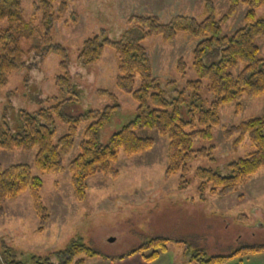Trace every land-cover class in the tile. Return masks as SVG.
I'll return each mask as SVG.
<instances>
[{
	"label": "rangeland",
	"instance_id": "obj_1",
	"mask_svg": "<svg viewBox=\"0 0 264 264\" xmlns=\"http://www.w3.org/2000/svg\"><path fill=\"white\" fill-rule=\"evenodd\" d=\"M37 1H21L25 20L33 14V3ZM205 3L206 0H53L54 45L62 46L67 53L75 94L55 85V78L62 71L60 58L53 50L45 57L30 54L26 67L8 75L5 86L0 88V125L5 123L14 132L20 126V110L32 113L74 95L82 111L101 109L112 104L107 95L100 94L105 91L114 95L119 105L109 123L98 131L99 143L106 144L113 133L134 118L137 103L116 85L117 57L113 48L105 46L99 60L91 66L76 61L83 41L95 35L102 39L101 33L111 41L118 40L132 15H155L162 23L177 15L201 21L206 16ZM211 5L218 20L227 12L229 0H211ZM246 10L247 5L241 1L235 14L221 24V34L228 35L243 26ZM255 12L257 17L264 18V3ZM197 41L184 32L168 42L161 36H148L142 41L151 61L152 75L159 80L165 98L171 100L183 92L184 108L192 102L198 108H207L212 100L205 79L198 92L199 101L194 102L193 91L185 88L186 81L199 79L192 67V51ZM256 43L259 55L264 57V37H258ZM179 59L185 64L184 73L177 70ZM138 85L137 76L134 88ZM64 111L70 115L78 113L71 106ZM263 114L264 95L222 105L220 122L212 127V138L193 142V148L212 146V157H195L189 162L186 186H181L180 173L165 175L168 139L155 130L139 131L141 136L153 139V147L132 156L121 151L112 163L118 174L97 173L88 177L82 200L73 194L68 164L80 151L87 123L79 125L72 149L63 156L64 169L60 172L36 169V148L0 149V165L28 164L32 174L41 179L40 199L49 214L39 231L40 218L29 190L2 204L0 264L6 263V251L12 260L23 264H30L32 257H49L50 263L59 264V253L65 252L72 242H81L106 257H118L154 237L167 241L165 251L151 261H145L140 254L113 262L76 255L73 261L84 258L83 264H190L189 256L195 249H203L209 256L228 255L240 246L264 245V167L237 191L226 195L205 193L201 198L195 176L198 167L227 175L228 163L246 156L253 146L245 139L237 150H232L230 140L224 137L225 129ZM66 131V124L55 118V139ZM184 244L188 247L186 255ZM149 253L151 250L145 252ZM226 264H264V251Z\"/></svg>",
	"mask_w": 264,
	"mask_h": 264
},
{
	"label": "trees",
	"instance_id": "obj_2",
	"mask_svg": "<svg viewBox=\"0 0 264 264\" xmlns=\"http://www.w3.org/2000/svg\"><path fill=\"white\" fill-rule=\"evenodd\" d=\"M21 1L0 0V88L5 86L8 75L26 67L25 62L30 54L45 57L53 50L60 58L59 67L62 71L56 76L55 85L75 94L67 53L62 46L54 45L53 0L34 2L33 14L27 20L23 17ZM241 1L247 5L243 16L244 25L228 35H222L221 24H225L235 14ZM263 3L264 0H229L227 12L217 20L211 0H206V16L201 21L177 15L171 21L162 23L155 15H132L118 40L111 41L104 33H101L102 39L99 35L85 39L76 61L83 66H91L99 60L105 46L113 48L117 57L116 85L136 101L134 118L113 133L106 144H101L98 131L118 111L117 98L100 91V94L109 97L112 104L101 109L82 111L79 99L74 95L32 113L20 110V126L16 131L13 132L5 123L0 125V149L30 151L36 148L35 168L48 173L60 172L64 169L63 156L72 149L79 125L87 123L83 129L80 151L68 164L73 194L77 200H82L88 177L97 173L116 176L118 171L112 163L117 160L119 153L122 151L132 156L149 151L154 145L153 139L141 136L138 132L155 130L168 139L165 175L180 173L181 186H186L189 162L195 157H212V146L193 148V142L195 139L207 141L212 138V127L220 122V107L238 103L243 97L264 95V57L259 55L256 43L258 37H264V18L257 17L255 12ZM64 9L62 5L61 11ZM38 13L40 17H37ZM180 32L198 40L192 51V67L199 79L186 81L185 88L193 91L194 102L199 101L198 92L205 79L207 91L212 94L207 108H198L193 102L184 108L183 92H178L171 100L166 99L159 80L152 75L151 61L142 41L148 36H161L163 41L168 42ZM177 70L185 72L182 59L177 62ZM137 76L139 85L134 88ZM70 106L77 109L78 113H66L64 110ZM55 118L67 126L66 133L57 139ZM224 137L230 140L232 150H237L248 139L253 151L229 162L227 175L211 168L198 167L195 176L201 198L205 193L226 195L235 192L250 176L264 167V114L225 129ZM41 188V179L32 174L28 164L0 165V213L6 200H15L23 191L29 190L33 208L40 218L38 230L42 231L49 214L41 203ZM166 242L164 238L154 237L118 257H106L81 242H72L65 252L59 253V264H83L84 258L73 261L76 255L81 254L87 258L99 257L102 261L112 262L140 254L145 261H151L165 251ZM183 247V254L186 255L188 247L186 244ZM149 250L151 253L145 254ZM263 251L264 245H247L238 247L228 255L209 256L203 249H195L188 261L190 264H226L233 259ZM48 258L32 257L30 264H52ZM5 260V264H23L12 260L9 251H6Z\"/></svg>",
	"mask_w": 264,
	"mask_h": 264
},
{
	"label": "crops",
	"instance_id": "obj_3",
	"mask_svg": "<svg viewBox=\"0 0 264 264\" xmlns=\"http://www.w3.org/2000/svg\"><path fill=\"white\" fill-rule=\"evenodd\" d=\"M105 264H107V263H105Z\"/></svg>",
	"mask_w": 264,
	"mask_h": 264
}]
</instances>
